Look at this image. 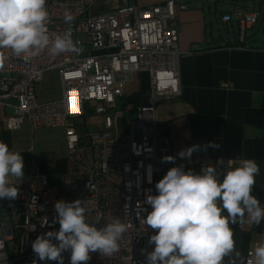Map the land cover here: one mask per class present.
I'll use <instances>...</instances> for the list:
<instances>
[{
	"label": "built area",
	"instance_id": "built-area-1",
	"mask_svg": "<svg viewBox=\"0 0 264 264\" xmlns=\"http://www.w3.org/2000/svg\"><path fill=\"white\" fill-rule=\"evenodd\" d=\"M99 1L47 0L50 38L70 28L74 43L79 41L84 48L79 55H53L45 49L25 60L10 49H0V107L9 111L6 130L18 131L26 123L33 131L62 128L69 153V169L59 184H52L34 159L24 162L18 197L2 199L8 213L0 215V264H33L34 260L58 264L40 261L32 250L38 236L58 231L54 222L58 200H85L88 219L99 218L98 227L113 218L127 224L119 251L111 256L90 253L87 264H147L146 254L154 249L148 241L156 232L144 223L151 211L146 198L158 194L157 167L166 164L163 157L172 156L170 140L159 135L156 109L183 93L177 2L142 6L127 0V5L109 13L89 15ZM250 1L237 5L232 14H221L222 22H237L238 47H246L247 31L264 16V0ZM66 11L75 17L71 24L64 21ZM54 71L60 76L62 95L42 101L36 87L46 73ZM143 72L150 76L151 101L133 106L125 100L127 87ZM89 115L101 118V130L83 128ZM220 159L222 166H216L221 171L236 166L224 157L216 158L215 164ZM191 163L201 169L208 159L196 157ZM260 244L264 239L247 250L245 264H254V249ZM62 255L64 264H70L71 252Z\"/></svg>",
	"mask_w": 264,
	"mask_h": 264
},
{
	"label": "clouds",
	"instance_id": "clouds-1",
	"mask_svg": "<svg viewBox=\"0 0 264 264\" xmlns=\"http://www.w3.org/2000/svg\"><path fill=\"white\" fill-rule=\"evenodd\" d=\"M46 5L47 0H0V49H10L25 60L45 49L53 55L82 53L84 48L79 41L74 43L70 28L54 40L50 38L47 28L50 13ZM74 19L71 12H65L66 24ZM209 147L220 149L218 143L209 142L203 150ZM200 150L202 146L192 145L177 155L189 160ZM20 153L10 150L0 140V199L15 200L19 195L18 186L24 179ZM175 160V156L162 158L164 163ZM216 165L222 166V159ZM259 173L260 167L254 159H241L238 166L227 171L212 165L202 167L199 172L186 171L183 165L170 168L155 185L158 194L146 198L151 211L144 223L156 232L149 237L154 249L146 254L147 264H223L226 256L234 257L231 264L237 260L244 264L231 225L259 224L264 220V207L251 194ZM54 208L58 231L40 235L32 243L40 261L64 264L62 253L70 251V264H87L90 253L111 256L119 251L128 230L119 218L98 227L99 218L88 219L86 202L81 199L58 200ZM253 255L254 264H264V244L257 246Z\"/></svg>",
	"mask_w": 264,
	"mask_h": 264
},
{
	"label": "crops",
	"instance_id": "crops-1",
	"mask_svg": "<svg viewBox=\"0 0 264 264\" xmlns=\"http://www.w3.org/2000/svg\"><path fill=\"white\" fill-rule=\"evenodd\" d=\"M164 1L148 4L136 0L142 6ZM216 17L215 21L185 6L176 9L183 93L180 99L161 102L156 109L159 135L170 140L171 154L176 160L158 166L156 177L159 181L170 168L179 165L186 171L199 172L200 167L191 163L196 157L207 158V166H216L215 160L219 157L233 160L236 166L241 159H254L260 173L251 194L264 207V43L258 44L256 35L254 39L248 37L246 47L229 46L237 42V36L229 30L230 24L222 22L221 16ZM223 31L232 33V41L222 36ZM135 76L127 87L125 100L133 106L148 104L150 76L146 72ZM42 86L43 82L36 87L38 98L40 94L43 97L48 94ZM52 99L55 98L44 101ZM8 113V109L0 107V134L8 131L4 126ZM209 142L218 143L220 149L203 150ZM192 145H200L202 150L194 152L189 160L177 155ZM68 169L69 161L65 172ZM231 227L245 264L247 250L264 239V220L259 224L236 223ZM233 258L224 257L223 264H231Z\"/></svg>",
	"mask_w": 264,
	"mask_h": 264
},
{
	"label": "rangeland",
	"instance_id": "rangeland-1",
	"mask_svg": "<svg viewBox=\"0 0 264 264\" xmlns=\"http://www.w3.org/2000/svg\"><path fill=\"white\" fill-rule=\"evenodd\" d=\"M138 1L139 3L150 4V2L154 0H137V2ZM200 1L201 0H179L180 4L178 2L179 5L177 4V7L185 6L189 8L190 11L200 12L204 16L213 17L216 21V16H221L222 13L228 15L232 14L237 5L252 4L250 0H209L212 5L206 6L200 4ZM125 5H127V0H100L90 9L89 15L109 13ZM233 20H235L234 16ZM261 27L264 29V16L260 19L256 27L247 31L249 39H254L257 35V31ZM229 30L233 31V36H237L238 25L236 21L230 24ZM222 36L224 37V31ZM142 82L144 84L147 83L145 81ZM42 89H46L48 94L45 97H43V94H40V100L44 101L50 98H60L62 95V84L59 74L55 71L46 73ZM83 128L90 132L101 130V118L93 115L87 116ZM0 140L4 141L9 146L10 150L21 152L20 154L24 162L34 159L40 170L47 174L52 184H59L61 182L62 176L66 171L67 156L69 155L65 140V132L62 128H40L33 131L26 123L18 131H4L0 134ZM161 166L162 165H159V167ZM6 209L2 199H0V215H7L8 211Z\"/></svg>",
	"mask_w": 264,
	"mask_h": 264
},
{
	"label": "water",
	"instance_id": "water-1",
	"mask_svg": "<svg viewBox=\"0 0 264 264\" xmlns=\"http://www.w3.org/2000/svg\"><path fill=\"white\" fill-rule=\"evenodd\" d=\"M200 4H204L206 6H211L212 4L209 2V0H201ZM257 36V43L258 44H263L264 43V29H262V27L257 31L256 33ZM224 38L227 41H232V34L229 31H224Z\"/></svg>",
	"mask_w": 264,
	"mask_h": 264
},
{
	"label": "trees",
	"instance_id": "trees-1",
	"mask_svg": "<svg viewBox=\"0 0 264 264\" xmlns=\"http://www.w3.org/2000/svg\"><path fill=\"white\" fill-rule=\"evenodd\" d=\"M229 46H239V43L238 42H234V43H230V44H228ZM241 45H243L244 46V44H241Z\"/></svg>",
	"mask_w": 264,
	"mask_h": 264
}]
</instances>
